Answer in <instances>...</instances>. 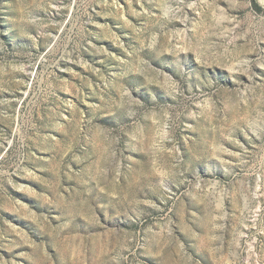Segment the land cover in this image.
Here are the masks:
<instances>
[{"label": "rangeland", "instance_id": "rangeland-1", "mask_svg": "<svg viewBox=\"0 0 264 264\" xmlns=\"http://www.w3.org/2000/svg\"><path fill=\"white\" fill-rule=\"evenodd\" d=\"M0 264H264V0H0Z\"/></svg>", "mask_w": 264, "mask_h": 264}]
</instances>
